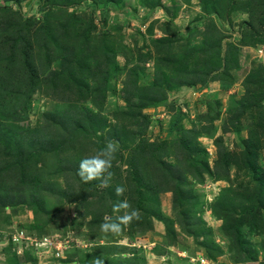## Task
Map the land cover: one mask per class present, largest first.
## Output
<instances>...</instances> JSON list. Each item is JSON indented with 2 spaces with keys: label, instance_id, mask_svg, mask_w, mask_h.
I'll return each mask as SVG.
<instances>
[{
  "label": "rangeland",
  "instance_id": "1",
  "mask_svg": "<svg viewBox=\"0 0 264 264\" xmlns=\"http://www.w3.org/2000/svg\"><path fill=\"white\" fill-rule=\"evenodd\" d=\"M97 257L264 264V0H0V264Z\"/></svg>",
  "mask_w": 264,
  "mask_h": 264
},
{
  "label": "clouds",
  "instance_id": "2",
  "mask_svg": "<svg viewBox=\"0 0 264 264\" xmlns=\"http://www.w3.org/2000/svg\"><path fill=\"white\" fill-rule=\"evenodd\" d=\"M119 147L115 141H108L105 146L99 149L94 155L85 157L79 163L78 175L85 183L99 181L98 187L104 188L109 186L113 173V160ZM125 187L117 186L115 193L117 196L123 195ZM116 212L123 211L124 214L115 219H106L101 225L100 230L105 234L118 235L122 232V226L131 223L134 219H139V210L132 208L129 201L122 200L113 206ZM25 230V229H24ZM93 264H104L102 257L93 259Z\"/></svg>",
  "mask_w": 264,
  "mask_h": 264
},
{
  "label": "built area",
  "instance_id": "3",
  "mask_svg": "<svg viewBox=\"0 0 264 264\" xmlns=\"http://www.w3.org/2000/svg\"><path fill=\"white\" fill-rule=\"evenodd\" d=\"M19 238H20V239L23 238V239L20 241ZM28 238H30L31 240H34L32 236H30V235H26V231L23 229L22 232L20 233V236H19L18 238H16V239H15V238L13 239V243H14V244L16 243L17 245H21V246H22V245L24 244L23 241L27 242V239H28ZM45 243H46L47 245H46ZM39 245L45 247V246H48V243H47L45 240H43V241H41V243H40ZM39 245L35 244V246H39Z\"/></svg>",
  "mask_w": 264,
  "mask_h": 264
}]
</instances>
